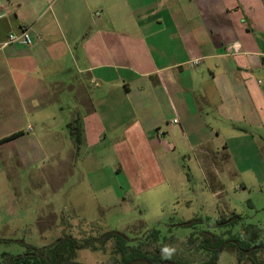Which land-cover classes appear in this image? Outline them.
I'll return each instance as SVG.
<instances>
[{
    "label": "crops",
    "instance_id": "0c3cea01",
    "mask_svg": "<svg viewBox=\"0 0 264 264\" xmlns=\"http://www.w3.org/2000/svg\"><path fill=\"white\" fill-rule=\"evenodd\" d=\"M21 30L30 45L4 44ZM108 135L237 172L232 145L264 146V0H0V164L66 189Z\"/></svg>",
    "mask_w": 264,
    "mask_h": 264
},
{
    "label": "rangeland",
    "instance_id": "374dc122",
    "mask_svg": "<svg viewBox=\"0 0 264 264\" xmlns=\"http://www.w3.org/2000/svg\"><path fill=\"white\" fill-rule=\"evenodd\" d=\"M110 138L106 136L96 146L78 147L71 178L61 179L69 181L70 187L54 192L37 165L0 164V240H9L0 243V254H23L28 246L43 249L65 235L82 239V243L93 238L86 248L76 251L75 262L118 264L114 243L95 238L117 231L139 241L156 229L165 241L158 258L170 263L211 264L197 247L201 232L212 239L225 229L217 224L237 215L240 220L235 221L232 233L255 226L264 234V146L254 151L232 145V165L238 171L221 170L216 180L201 171L197 153L183 141H177L171 153H165L161 145L164 152L148 158L146 148L118 144ZM130 149L142 159L136 161L134 156L130 160ZM156 166L161 170L165 166L166 171L161 175L153 169ZM195 218L199 221L192 226L181 225ZM142 248L130 249V259L142 256ZM144 248L152 251L149 245ZM41 255L42 262L56 261L47 253ZM215 264L237 261L222 251Z\"/></svg>",
    "mask_w": 264,
    "mask_h": 264
},
{
    "label": "trees",
    "instance_id": "16d2710c",
    "mask_svg": "<svg viewBox=\"0 0 264 264\" xmlns=\"http://www.w3.org/2000/svg\"><path fill=\"white\" fill-rule=\"evenodd\" d=\"M16 135L17 134L11 135L1 141L9 140ZM75 138L76 142H79V131L76 132ZM236 220H240V217L237 215L228 221L217 224V226H223L225 229L220 235L213 234L212 239L208 238V236L206 237L207 232H201L197 247L204 255H207L211 259V264H215L222 251H227L233 255L237 264H264V234H261V231L255 226H245L238 229L235 233H232V227L236 223ZM197 221H199V219L195 218L188 222L181 223V225L190 227ZM216 236L218 238H216ZM90 239L93 240V238ZM89 240L85 239L82 243V239H71L63 235V237L53 242L52 245H47L43 249H31V247L28 246L23 254L12 255L3 252L0 254V264H50V262L41 261L40 257L43 256L41 254H44L45 257L46 253L47 255H51L50 257L53 256L51 260H56L52 264H81L74 261L76 251L86 248ZM95 240L102 241L104 244L110 240L114 243L113 250L116 252V255H118V264H180L177 263V261L170 263L165 262V259L158 258L159 253L163 250L162 246L165 241L159 239V231L156 229L148 231L139 241L130 239L128 236L117 231H110L102 234L99 238H95ZM6 242H9V240H0V243ZM132 243L136 244L130 246ZM186 244L190 246L192 242L188 240ZM141 245H143L141 251L142 256L136 258L131 256L132 258L130 259V249H133V251L140 250ZM148 245L149 248L152 247L151 252L145 251L144 246ZM202 253L201 256H203ZM170 258L175 257L173 256Z\"/></svg>",
    "mask_w": 264,
    "mask_h": 264
},
{
    "label": "built area",
    "instance_id": "2783aa9c",
    "mask_svg": "<svg viewBox=\"0 0 264 264\" xmlns=\"http://www.w3.org/2000/svg\"><path fill=\"white\" fill-rule=\"evenodd\" d=\"M10 43L30 45L32 43V39L29 36L27 30H21L19 34H9L7 36V40L4 44H10Z\"/></svg>",
    "mask_w": 264,
    "mask_h": 264
},
{
    "label": "clouds",
    "instance_id": "9594fccd",
    "mask_svg": "<svg viewBox=\"0 0 264 264\" xmlns=\"http://www.w3.org/2000/svg\"><path fill=\"white\" fill-rule=\"evenodd\" d=\"M164 251H165L166 253H169V255L171 254L170 250L167 249V248H165Z\"/></svg>",
    "mask_w": 264,
    "mask_h": 264
}]
</instances>
